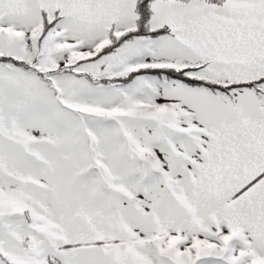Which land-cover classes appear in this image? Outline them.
<instances>
[{
	"label": "crops",
	"instance_id": "1",
	"mask_svg": "<svg viewBox=\"0 0 264 264\" xmlns=\"http://www.w3.org/2000/svg\"><path fill=\"white\" fill-rule=\"evenodd\" d=\"M135 18L129 21L119 17L124 27L128 23L121 30L132 29ZM150 27H167L172 35L135 39L98 64L84 66L82 73L104 75L129 65H133V71L138 67L175 66L199 69L197 78L218 85L264 80V0H225L220 5L157 0L152 4ZM33 84L24 75L0 73V179L10 181L11 188L17 185L11 191L25 198L26 203L20 201L21 229H26L30 237L22 243L45 239L44 227L25 216L26 212L61 211L72 203L76 206L77 194L64 172L67 161L62 158L66 150L74 157L77 148L92 147L86 140H76L73 120L71 128L47 123ZM195 89L173 84L153 101L169 99L165 108L168 112L152 114L149 110L156 129L163 126L164 116L188 126L182 138L199 157L198 182L189 190L196 202L194 207L187 201L181 205L186 222L173 219V193L165 187L168 177L160 167V156L152 150L142 156L139 143L127 135L130 119H118L126 139L109 140L106 147L127 148L128 152L117 151L121 172L110 177L115 184L105 183L95 190L94 195L105 199V210L110 213L100 219L102 227L111 229L113 238L109 241L136 247L132 264H173L172 246L167 251L162 244L168 234L174 233L186 243L212 242L222 249L200 256L195 255L197 251L186 255L188 264H196L199 257L202 264H248L249 260L263 264L264 82L229 95ZM64 134L68 141L61 139ZM148 136V148L162 144L170 147L163 136ZM39 180L47 193L40 189ZM112 195L116 196L113 202ZM45 196H49L50 206L44 203ZM189 231H197L199 236L181 237L182 232ZM47 240L50 253L55 255L52 259L66 264L69 258L59 255L58 239L51 235ZM232 248L242 254L239 259L235 260L237 254H232ZM144 255L151 257L149 263ZM71 260L72 264H90L91 253L73 254Z\"/></svg>",
	"mask_w": 264,
	"mask_h": 264
},
{
	"label": "rangeland",
	"instance_id": "2",
	"mask_svg": "<svg viewBox=\"0 0 264 264\" xmlns=\"http://www.w3.org/2000/svg\"><path fill=\"white\" fill-rule=\"evenodd\" d=\"M137 2L138 0H0V57L16 60L26 66L22 68L11 62H1L3 66H0V73L29 77L37 88L36 97L47 123L63 124L64 128H71L69 125L73 120L76 125V140L92 143L91 148H77V156L74 157L69 156L66 150V157L62 158L67 161L63 171L77 194L76 206L72 203L66 210L46 209L25 213L30 220L44 227L45 239L22 243L23 239L30 237L26 229H21L23 209L20 201L26 203L25 198L22 199L11 191L16 190L14 188H18L17 185L11 188L10 181L0 179V256L14 264H48V260L55 256L50 253L51 245L47 240L51 235L58 239L57 243L61 247L59 255L69 258L66 264L74 262L71 260L73 254L84 251L91 253L90 264H105V259L110 261L109 264L134 263L132 257L138 250L133 244L120 245L109 241L113 238L109 234L111 229L103 228L100 220L110 215L105 210L108 205L105 204V199L94 195L97 193L96 188L106 186L105 183L115 184L116 180H110V177L121 172L116 159L118 149L128 152L127 148L116 150L106 147L109 140L126 139V133H123L118 119H130L127 135L139 143V153L142 156H146L151 150L160 156V167L165 169L168 177L165 187L172 189L173 193L174 221L183 222L187 219L181 209L183 203L187 201L188 205L194 207L193 202L196 201L193 196L190 198L189 190L196 187L198 182L200 162L188 141L182 138V132L188 126L180 125V122L172 121L168 116L166 120L163 115V126L156 129V123L151 122L155 117L149 114L150 109L152 114L168 112L165 108L168 107L166 102L169 99L164 98L161 103L153 101L159 98L161 91L169 90L171 85L183 84L167 77L152 75L138 76L126 85L116 83V80L126 78L132 72L147 68L138 67L133 71V65L98 76L81 71L84 66L90 68L102 58L117 52L120 47L95 61L91 60L111 45L110 35L118 38L135 28ZM42 13L45 14L44 17ZM119 17L129 21L136 17L134 27L121 30L128 23L124 27L119 22ZM44 21L52 24L45 32ZM157 68L174 71L187 69L175 66ZM199 72L187 74L197 78L200 77ZM195 90L207 92L201 88ZM148 134L163 136L170 147L162 144L148 148ZM66 135L61 136L63 141H68ZM38 185L48 192L41 180ZM7 197L9 201L6 200ZM48 197L45 196L44 203L50 206ZM71 197L74 200V196ZM110 198L113 202L116 196L112 195ZM7 203L12 206H5ZM178 235L179 233L168 234L163 239L166 243L162 244L167 247V251L172 246L173 264H188L190 260L184 257L196 251V256L204 252L222 251L215 243H186L177 239ZM181 235L184 238L199 236L197 231L182 232ZM232 254H237L235 260L242 255L234 248ZM144 257L149 263L148 258L151 257ZM38 259L41 260L37 262ZM195 263L202 264V257L197 258ZM0 264H3L1 258ZM248 264L256 262L249 260Z\"/></svg>",
	"mask_w": 264,
	"mask_h": 264
},
{
	"label": "trees",
	"instance_id": "3",
	"mask_svg": "<svg viewBox=\"0 0 264 264\" xmlns=\"http://www.w3.org/2000/svg\"><path fill=\"white\" fill-rule=\"evenodd\" d=\"M155 0H138L135 12H136V24L135 28L133 30H130L123 35H121L118 38H114L112 35H110L111 39V45L108 47H105L103 50H101L99 53H97L91 60H97L101 58L102 56H106L112 52H114L118 47L131 42L135 39H156L163 36H170L171 31L167 27H162L159 29L153 30L150 27V20L152 19V9L151 5ZM164 1H173V2H180V3H186V2H208V3H215V4H222L225 0H164ZM43 17L45 16L44 13ZM52 24H48L46 21H44V32L50 29ZM1 62H11L19 67L25 68V64L19 63L16 60L0 57V63ZM189 71V72H187ZM197 69L195 68H187L183 69L181 71H174L171 69H162V68H145L140 69L135 72L130 73L126 78L116 80V83L126 85L130 83L134 78L138 76H157V77H167L171 80H177L181 84L190 86L193 88H201L204 90H207L212 93H220V94H227L229 95L232 91L238 90V89H245V88H256L259 84L263 83L264 80H258L254 82H248V83H239V84H229V85H218L211 82H208L206 80H203L201 78H192L193 76L188 75L187 73L190 72H196ZM39 74V73H38ZM3 264H14L8 259L3 258L0 256ZM48 264H60V262L53 258L48 260Z\"/></svg>",
	"mask_w": 264,
	"mask_h": 264
}]
</instances>
